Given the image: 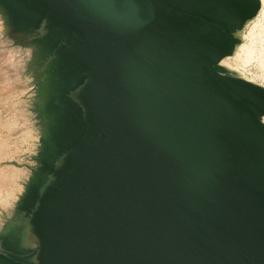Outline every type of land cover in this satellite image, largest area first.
<instances>
[{
    "label": "water",
    "instance_id": "obj_1",
    "mask_svg": "<svg viewBox=\"0 0 264 264\" xmlns=\"http://www.w3.org/2000/svg\"><path fill=\"white\" fill-rule=\"evenodd\" d=\"M260 6L0 0L45 64L49 119L4 222L14 259L35 208V264H264V87L214 69L225 26Z\"/></svg>",
    "mask_w": 264,
    "mask_h": 264
},
{
    "label": "rangeland",
    "instance_id": "obj_2",
    "mask_svg": "<svg viewBox=\"0 0 264 264\" xmlns=\"http://www.w3.org/2000/svg\"><path fill=\"white\" fill-rule=\"evenodd\" d=\"M18 37L21 38L11 31L0 13V216L10 222L19 212L17 199L37 166L36 155L44 132V118L36 103L37 70L33 67L37 55ZM260 70L252 59L243 71L264 81L258 74Z\"/></svg>",
    "mask_w": 264,
    "mask_h": 264
},
{
    "label": "bare ground",
    "instance_id": "obj_3",
    "mask_svg": "<svg viewBox=\"0 0 264 264\" xmlns=\"http://www.w3.org/2000/svg\"><path fill=\"white\" fill-rule=\"evenodd\" d=\"M224 33L233 37L234 46L230 54L214 65L215 71L226 76L241 77L264 87V81L248 76L243 71L247 68L249 61L254 59L261 67L258 74L264 77V0H261V6L257 11L237 18L226 25ZM260 119L264 122V115ZM4 222L0 216V246L2 248L9 245L14 246L17 241L16 233L7 231ZM22 258L14 259L0 255V264H26V259ZM21 260L24 262H20Z\"/></svg>",
    "mask_w": 264,
    "mask_h": 264
},
{
    "label": "flooded vegetation",
    "instance_id": "obj_4",
    "mask_svg": "<svg viewBox=\"0 0 264 264\" xmlns=\"http://www.w3.org/2000/svg\"><path fill=\"white\" fill-rule=\"evenodd\" d=\"M42 32H44V30H42ZM19 38V37H18ZM28 40V41H27ZM23 39V38H19V42L20 43H23V44H28V46H30V48L33 49L34 53L37 49V46L33 43H31L28 39ZM44 66L45 64L44 63H40L39 61H34V69H36V84L44 77V74H43V69H44ZM73 95L76 94V92H73L72 93ZM36 103H37V108L39 110V106L43 104V99L38 96L36 98ZM49 122V119L47 118H44V121L42 123V128L43 130L45 129L47 123ZM60 163V161H57V165ZM52 180V174L48 175L47 176V179H46V182L44 184V186L41 188V192L43 193V191L46 189L47 185L50 183V181ZM35 208H33L32 212H30L29 215H23V217L25 218V222H23V224L21 223V225L23 226V241L20 242V245H23L24 246H27V247H30L32 248L31 250L29 251H26V252H23L22 256L25 257L26 259V264H35V262L37 261V253L39 251V245H40V242H39V239L38 237L36 236L35 233H33L31 231V227H30V224H29V220L31 218V216L33 215V212H34ZM32 213V214H31ZM27 249V248H25ZM0 255H3L5 257H8V258H13V252L12 251H9L7 249H4V248H1L0 247Z\"/></svg>",
    "mask_w": 264,
    "mask_h": 264
}]
</instances>
